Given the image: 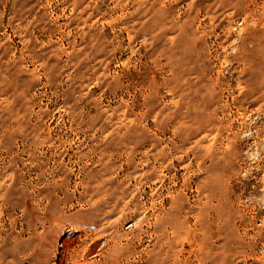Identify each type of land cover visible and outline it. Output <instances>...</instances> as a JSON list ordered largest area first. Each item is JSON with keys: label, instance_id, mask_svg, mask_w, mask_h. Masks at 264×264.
<instances>
[{"label": "rangeland", "instance_id": "obj_1", "mask_svg": "<svg viewBox=\"0 0 264 264\" xmlns=\"http://www.w3.org/2000/svg\"><path fill=\"white\" fill-rule=\"evenodd\" d=\"M0 264H264V0H0Z\"/></svg>", "mask_w": 264, "mask_h": 264}, {"label": "bare ground", "instance_id": "obj_2", "mask_svg": "<svg viewBox=\"0 0 264 264\" xmlns=\"http://www.w3.org/2000/svg\"><path fill=\"white\" fill-rule=\"evenodd\" d=\"M218 8V7H217Z\"/></svg>", "mask_w": 264, "mask_h": 264}]
</instances>
